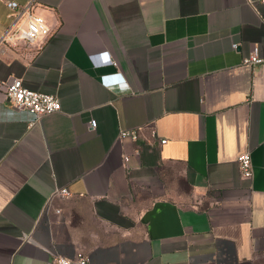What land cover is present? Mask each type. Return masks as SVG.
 I'll return each mask as SVG.
<instances>
[{"label": "crops", "instance_id": "0c3cea01", "mask_svg": "<svg viewBox=\"0 0 264 264\" xmlns=\"http://www.w3.org/2000/svg\"><path fill=\"white\" fill-rule=\"evenodd\" d=\"M16 1L54 31L0 45V81L62 110L32 121L0 91V264L264 260V63L243 62L264 1ZM10 23L0 0V39Z\"/></svg>", "mask_w": 264, "mask_h": 264}, {"label": "built area", "instance_id": "2783aa9c", "mask_svg": "<svg viewBox=\"0 0 264 264\" xmlns=\"http://www.w3.org/2000/svg\"><path fill=\"white\" fill-rule=\"evenodd\" d=\"M264 1V0H263ZM6 5L11 11V23L0 39V45L9 44L17 46L20 43L35 44L38 40L49 38L53 34V29L47 24L45 18L35 11V3L32 1L27 4H20L16 0H6ZM238 47L237 43L233 44V48ZM245 64L257 65L264 63V56L260 54L259 46H255L252 52L243 60ZM116 73L115 75H117ZM107 76L102 75V82L110 86L106 81ZM125 79L121 77V81ZM0 91L5 94V99L17 110H25L33 115V120L41 119L43 116L59 112L62 110V103L55 94L45 93L33 90L27 87L23 80L18 77H11L8 80L0 81ZM96 122L90 123L93 130ZM130 133L122 132V136ZM167 140L162 139L165 143ZM128 160V157H126ZM241 174L244 178L251 179L254 174V166L250 151L242 153L238 157ZM70 191L68 188H59L54 195L68 196ZM51 200L45 206L44 212L51 210ZM57 213H61V209H56ZM90 258L86 255L75 257H66L57 255L49 260L48 264H89Z\"/></svg>", "mask_w": 264, "mask_h": 264}, {"label": "rangeland", "instance_id": "374dc122", "mask_svg": "<svg viewBox=\"0 0 264 264\" xmlns=\"http://www.w3.org/2000/svg\"><path fill=\"white\" fill-rule=\"evenodd\" d=\"M258 264H264V260H262L260 263H258Z\"/></svg>", "mask_w": 264, "mask_h": 264}]
</instances>
